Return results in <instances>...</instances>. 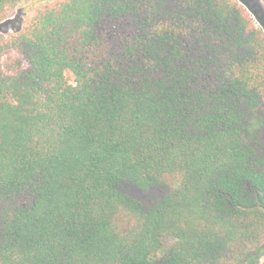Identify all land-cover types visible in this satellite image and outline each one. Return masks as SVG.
<instances>
[{"label": "trees", "instance_id": "trees-1", "mask_svg": "<svg viewBox=\"0 0 264 264\" xmlns=\"http://www.w3.org/2000/svg\"><path fill=\"white\" fill-rule=\"evenodd\" d=\"M263 259L264 32L238 0H57L0 35V264Z\"/></svg>", "mask_w": 264, "mask_h": 264}, {"label": "rangeland", "instance_id": "rangeland-1", "mask_svg": "<svg viewBox=\"0 0 264 264\" xmlns=\"http://www.w3.org/2000/svg\"><path fill=\"white\" fill-rule=\"evenodd\" d=\"M57 0H38L22 3L17 9L13 10L9 18L0 24V35H13L16 29L30 17L34 11L42 4L53 3ZM247 10L259 29L264 32V0H238ZM264 262V259H263Z\"/></svg>", "mask_w": 264, "mask_h": 264}]
</instances>
